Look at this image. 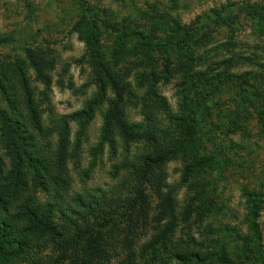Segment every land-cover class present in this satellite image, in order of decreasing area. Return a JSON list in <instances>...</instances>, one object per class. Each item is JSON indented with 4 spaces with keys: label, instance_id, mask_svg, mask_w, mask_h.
<instances>
[{
    "label": "rangeland",
    "instance_id": "obj_1",
    "mask_svg": "<svg viewBox=\"0 0 264 264\" xmlns=\"http://www.w3.org/2000/svg\"><path fill=\"white\" fill-rule=\"evenodd\" d=\"M246 2L264 5L0 0V74L26 87L36 137L67 184L59 202L104 208L99 264H159L153 248L168 264H264V34L241 16H204ZM199 24L188 38L184 27ZM28 51L45 58L48 86ZM154 137L178 149L144 179L129 165ZM66 256L53 242L19 264Z\"/></svg>",
    "mask_w": 264,
    "mask_h": 264
},
{
    "label": "trees",
    "instance_id": "obj_2",
    "mask_svg": "<svg viewBox=\"0 0 264 264\" xmlns=\"http://www.w3.org/2000/svg\"><path fill=\"white\" fill-rule=\"evenodd\" d=\"M204 16L212 21L237 20L241 16L264 34L262 4L241 3L234 15L213 9ZM200 29V24L190 25L184 27V32L191 38ZM37 54L28 51L35 71L48 86L46 60ZM187 69L191 71L190 66ZM10 73L0 74V151H4L8 160L6 168L0 155V264H19L33 259L53 242H59L65 256L70 252L66 256L70 264H99L109 255L107 239H103L97 228V225H102L99 219L106 222V218H102L104 208L99 201H84L78 197L74 200L78 210L61 203L67 184L60 166L51 160L39 143L35 132L36 118L26 87L8 75ZM177 149L175 142L162 145L154 137L145 158L139 164L129 165V168L144 179H159L158 168L173 158ZM138 195L143 197L141 193ZM97 220L99 222L95 225ZM154 251L155 248L149 251L150 261L168 264L167 260H157ZM182 257L178 254L173 256L178 261ZM219 261L220 264H228L223 257Z\"/></svg>",
    "mask_w": 264,
    "mask_h": 264
}]
</instances>
